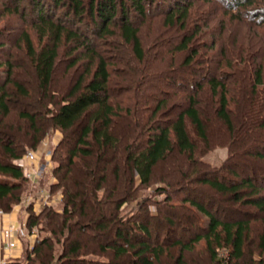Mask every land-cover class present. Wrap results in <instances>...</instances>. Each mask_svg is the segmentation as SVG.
<instances>
[{
  "label": "trees",
  "instance_id": "1",
  "mask_svg": "<svg viewBox=\"0 0 264 264\" xmlns=\"http://www.w3.org/2000/svg\"><path fill=\"white\" fill-rule=\"evenodd\" d=\"M194 1L28 0L32 26L40 39L46 38L41 49L35 51L29 36L26 33L20 36L43 115L22 111L18 117L28 123L30 148L38 146L48 130L61 134L52 154L55 182L49 189L60 191L62 207L57 210L55 206H43L35 213L28 206L26 229L36 228L38 238L24 250V261L4 264H53L54 256L44 253L53 252L55 244L60 247L58 264H120L118 260L124 258L128 264L157 263L170 241L168 229L162 233L161 225H174L173 221L163 211H157L147 214L146 221L131 233L127 227L129 218L121 213L129 203L140 207L145 199L143 193L152 187L153 197L165 196L166 200L169 196L178 197L179 203L189 204L205 219L181 228L190 236L189 244L174 241V246L185 250L204 241L212 264H264V233L257 252L246 255L245 250L252 242L250 224L254 214L244 210L250 207L255 214L264 216V170L244 166L240 168L243 171L238 170L234 164L236 150H232L239 143L240 150L242 146L251 151L249 157L264 160V62L257 60L262 46L251 51L240 44L234 57L220 43L218 52L212 54L217 43L202 41L200 28L191 18ZM219 1L227 12L242 11L248 19L256 1L264 2ZM260 13L259 18L264 16V10ZM155 16L163 20L151 48L160 45L168 34L174 41L167 39L170 57L152 80L155 85L157 80L166 83L171 92L162 94L157 90L156 94L147 95L144 102L143 92L134 97L135 86L131 90L132 100H127L130 105L125 106L126 101L123 104L113 100L115 96L109 87L113 65L103 52L107 45L110 51H125L127 63L129 59L144 63L148 52L141 41L140 28L151 23ZM3 36L0 29V51L4 48ZM218 37L221 40L224 35ZM63 38L80 49L79 61L84 65L81 75L57 103L49 95V89ZM3 55L1 118L8 117L11 111L12 100L5 92L7 85H12L21 99L30 97L29 90L11 79L12 58ZM76 63L72 62L70 68ZM144 78L143 74L139 76L135 85ZM143 104H147L148 110L145 117L140 111ZM49 105L55 106V110ZM119 120L126 122L122 130L117 126ZM216 123L227 139L224 144L228 157L213 168L202 157L212 148L211 134ZM7 139L0 135L4 157L0 158V208L6 201L19 203V192L28 181L19 163L24 146L17 145L20 143L17 138ZM164 165H173L172 175L157 176L158 168ZM197 185L214 191L218 198L205 200L202 189L194 188ZM225 199L229 203L231 200L235 207L223 208ZM10 205H5V212ZM42 233L49 237L39 238ZM91 242L95 245L91 255L111 252L113 260L104 257L86 261L84 252L90 249ZM220 251H226L227 257L219 256Z\"/></svg>",
  "mask_w": 264,
  "mask_h": 264
},
{
  "label": "rangeland",
  "instance_id": "2",
  "mask_svg": "<svg viewBox=\"0 0 264 264\" xmlns=\"http://www.w3.org/2000/svg\"><path fill=\"white\" fill-rule=\"evenodd\" d=\"M220 2L221 1L219 0H195L191 7V18L200 28L201 40L208 43L212 41L217 43L212 54L218 52L217 49L220 46V43L225 44V47L227 46L229 49V55H234V57H237L236 52L237 49L240 48V44L250 47L251 51L262 46L261 49L259 48V56H257V60L260 59L264 62V16L261 18L258 17L262 14L260 13L261 10H264V2L256 1L253 7L250 8V11H253V15H255H250L251 17L249 19L242 11H240V13L239 11L236 13V10L227 12ZM29 7L28 0H0V29L3 31L4 35L1 40L4 42V48L0 51V62L5 60L3 54L11 56V61L14 66L11 79L29 90L30 93L29 99H21V97L17 95L16 90H14V87L12 85H7L5 92L6 96L12 100V105L10 107L11 111L8 117H0V135L2 138L5 140L8 138V141H10V139H13L14 141L15 138H17L20 142L17 143V145L23 144L24 146L22 158L19 163L24 167L23 171L28 180L19 192L18 196L21 198L20 202L9 203L6 201L5 205L11 204V208L7 212H5L7 210V206L2 205L0 208L5 212H2L3 216L0 217V232H4L5 228L3 229V227H7L3 224L2 218H9V222L14 224H10L8 230L16 232L15 237L19 243L18 249H10L12 252H9V255L8 253L6 254L3 252L0 254L2 263L10 261H24V250L27 246H31L38 238L36 228H30V230L28 228L26 229L25 221L28 214L25 210L28 206H32L33 212L35 213H37L43 206H55L57 210H60L62 207L60 191L51 192V189H49V185L55 182L52 175V171L55 166L52 154L57 143L61 139V134L58 131L48 130V134L44 137L41 143H39L35 148H30L28 144L30 135L28 123L18 117L19 112L22 111L30 112L32 114L40 112L41 116L43 115L41 106L38 105L40 98L39 91L36 89V81H34V75L30 67L29 59L26 56L24 44L20 38L22 33H26L29 36L35 51H39V49H41L43 44L46 42V38L40 39L37 31L32 26L31 20L33 21V19L29 17ZM162 20L163 19L161 17L155 16L151 23L147 22L140 28V38L144 48L148 52L147 60L144 63H137L130 59L129 63H127L128 58L125 51H110L107 45L105 46L106 49L104 50L106 52H103V55L106 59L110 58L111 64L113 65V68L110 69L111 82L109 87L111 94L115 96L113 99L115 102L123 103L126 101L125 104H123L125 106L130 105V102H127V100H132L131 90H133L132 87L135 86H137V93H135L134 97H137L136 95L138 93L143 92L144 102L147 99V95L149 96L150 93L156 94L155 92L157 90H161L162 94L171 92V89L165 85L166 83L164 84L157 80L158 84L155 85L153 82L156 81L152 80L155 73L163 70V66H166L167 59L170 57L169 52L171 47L167 39L174 41L172 40V36H169L170 34H168V38L167 35L162 38L164 41L160 43V45L151 48V41L158 28L161 26L160 22ZM213 34L215 37L212 38L211 35ZM220 34L224 35L221 40L220 37H218ZM18 45H21V47ZM105 47H100V49ZM79 51L80 49H76L74 45L67 43L65 38L62 39L58 50V59L54 69L53 83L49 89V95L53 97L54 101L57 103L60 98L68 92L83 71L84 63L83 61H79ZM74 61H77V63L73 68H70V65ZM142 74L145 78L139 85H135L136 82L140 81L139 76H142ZM4 79L5 68L4 65H2L0 67V81L2 82ZM259 103H261V101H259ZM146 106L147 104H143L140 110L142 112V117H145L148 114ZM49 107L51 110H55V106L53 107L52 105H49ZM125 123L126 122L119 120V124L117 125L118 128L122 130V128L126 125ZM218 125L219 123H216V125H213L212 128V148L202 157L203 161L213 168H218L228 157V151L226 145L224 144V141H227V139L223 135V130L219 129ZM239 147V143H235L232 147L233 151L236 150L234 154L235 157H237L233 159L238 170H241L240 168L243 166L247 168H261V170H264V160L260 161L253 157H249V153L251 151L245 150L242 146V149L240 150ZM1 148L2 147L0 145V158L3 157ZM39 150L40 152H43V155H48L49 153V160L46 161L44 156L41 154L42 157L40 158L39 163L36 164L35 169L33 167L28 169V160L25 158L26 155L29 152H39ZM4 161L9 162L8 160ZM172 166L173 165L170 167L168 165L160 166L158 168L157 176L168 177L172 175L174 171H172ZM49 167H51L50 172L48 171ZM29 174L32 175L30 178L27 177ZM34 174L36 175L35 177L33 176ZM113 179L114 177L110 178L111 182ZM157 182L158 181L155 180L153 184L156 185ZM194 188H197V190L202 189H200V186L198 185ZM153 191L154 187L143 193L145 199L143 200L144 202L141 203L140 207L135 203H129L122 208L121 213L126 218H129L127 227L131 230V233L138 230L139 223H144L146 221L147 214H155L157 211H163L166 217L173 221L174 225L168 226L165 223H162L161 225L162 227L160 231H162V233H165L168 229L170 241L166 243L160 260L155 264H212L208 253L205 250L204 241L189 245V247L185 250L178 246H174L173 243L174 241H181L184 245L189 244L187 240L190 236H188L185 231H182L181 228L184 227L186 229V226L189 227V225H187L189 222H194L201 218L205 220L204 217L200 216L195 209L189 206V204L179 203L177 201L178 197L169 196L168 201L165 199V196L153 197ZM201 191L205 193V197H203L205 200H207L208 197H214L217 199L219 196H216L214 191H210L206 188ZM33 194H37L36 197H34ZM42 198L47 199L46 203L41 201ZM220 198L223 199L221 196ZM23 202H29L28 206L22 205ZM235 205L236 204L232 203L231 200L229 203L227 199L226 201H223L222 207L225 209L226 206L233 208ZM244 210L254 214L252 215L254 219L251 220L250 224L252 227L250 236L252 242L245 250L246 255L248 256V253L250 252H257L259 238L261 234L264 233V216L255 214V211L250 207H247ZM46 237H49L46 233L39 234V238ZM2 243H4V238L1 235V247ZM52 246L53 252L49 253V251H46L44 255L54 256L53 264H58V261L56 263V258L59 254L60 247L56 244ZM94 247V243L91 242L89 246L90 249L84 252L83 258L86 259V261L102 260L104 257L113 260L111 252H107L104 256H98L96 254L91 255ZM2 248L1 251H3ZM13 250H16V252H13ZM218 254L219 256L227 257L226 251H220ZM4 255L8 256L6 257ZM179 257L180 259L178 261ZM47 259L50 263V259ZM253 259H257L256 255H253ZM123 260L124 261L118 260V262L120 264H128V259L124 258Z\"/></svg>",
  "mask_w": 264,
  "mask_h": 264
},
{
  "label": "built area",
  "instance_id": "3",
  "mask_svg": "<svg viewBox=\"0 0 264 264\" xmlns=\"http://www.w3.org/2000/svg\"><path fill=\"white\" fill-rule=\"evenodd\" d=\"M43 152H40V150H39V152L37 151V152H29L27 155H26V159L28 160V169L29 168H31V167H33L34 169H35V166H36V164L37 163H39V160H40V158L42 157V156H44V159L46 160V161H48L49 160V153H48V155L46 154V155H43L42 154ZM41 154H42V156H41ZM48 165V164H47ZM51 167H49L48 168V171L50 172V169ZM44 170H45V168H44ZM30 176H32V175H30L29 174V176H27V177H29L30 178ZM34 177L36 176L35 174L33 175ZM41 201H43L44 203H46V201H47V199H45V198H42L41 199ZM28 203L29 202H23V204L22 205H27L28 206ZM3 216V214H2V212H0V217H2ZM8 232H11V234L12 233H14V231H12V230H7ZM18 240L16 239V238H12L10 241H8L7 243H6V246L5 247H3L2 248V250H10L11 248H13V249H18ZM0 264H4V263H2L1 262V259H0Z\"/></svg>",
  "mask_w": 264,
  "mask_h": 264
},
{
  "label": "crops",
  "instance_id": "4",
  "mask_svg": "<svg viewBox=\"0 0 264 264\" xmlns=\"http://www.w3.org/2000/svg\"><path fill=\"white\" fill-rule=\"evenodd\" d=\"M6 220V221H5ZM2 221H3V224H5L7 227H3V229L5 228V230H4V232H0V236L2 235V237L4 238V243H2L1 245H2V247H5L6 246V243L8 242V241H10L12 238H16L15 236V234H16V232H14V233H12L11 234V232H8L7 230H8V228H9V226H10V224H14V223H11V222H9V218H6L5 219V217H3L2 218ZM13 221V220H12ZM8 222V223H7ZM2 239V238H1ZM17 239V238H16ZM1 246H0V254L3 252V253H8V255L10 254L9 252H12V251H10V250H3V251H1V248H2ZM13 252H16V250H13ZM8 255H4V256H8Z\"/></svg>",
  "mask_w": 264,
  "mask_h": 264
}]
</instances>
